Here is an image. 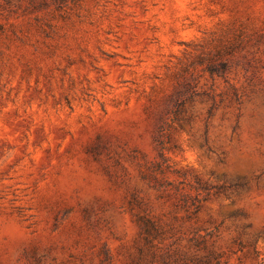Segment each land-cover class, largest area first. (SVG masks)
Masks as SVG:
<instances>
[{"label":"rangeland","instance_id":"obj_1","mask_svg":"<svg viewBox=\"0 0 264 264\" xmlns=\"http://www.w3.org/2000/svg\"><path fill=\"white\" fill-rule=\"evenodd\" d=\"M0 264H264V0H0Z\"/></svg>","mask_w":264,"mask_h":264}]
</instances>
